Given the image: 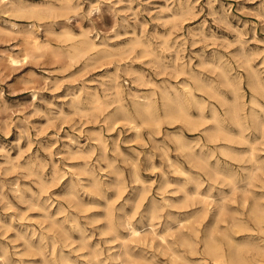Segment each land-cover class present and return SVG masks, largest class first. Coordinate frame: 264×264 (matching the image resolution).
Instances as JSON below:
<instances>
[{
    "label": "rangeland",
    "instance_id": "1",
    "mask_svg": "<svg viewBox=\"0 0 264 264\" xmlns=\"http://www.w3.org/2000/svg\"><path fill=\"white\" fill-rule=\"evenodd\" d=\"M255 206L264 0H0V264H214L209 238L262 260Z\"/></svg>",
    "mask_w": 264,
    "mask_h": 264
},
{
    "label": "bare ground",
    "instance_id": "2",
    "mask_svg": "<svg viewBox=\"0 0 264 264\" xmlns=\"http://www.w3.org/2000/svg\"><path fill=\"white\" fill-rule=\"evenodd\" d=\"M42 4V3H41ZM45 4V3H44ZM25 5V4H24ZM47 6V5H46ZM41 8L43 7L42 5L40 6ZM78 8V7H77ZM47 9H48V7H47ZM63 9V8H62ZM52 10V9H51ZM50 10V11H51ZM60 10V9H59ZM46 11V10H45ZM29 12H30V9H29ZM57 12V11H56ZM15 13V12H14ZM34 14V13H33ZM32 15V14H31ZM41 15V14H40ZM176 15V14H175ZM29 17V16H28ZM7 22V21H6ZM15 25V24H14ZM43 25V24H42ZM16 27V26H15ZM14 28V27H13ZM15 29V28H14ZM15 32V31H14ZM78 35V34H77ZM36 36V35H35ZM84 41L82 42V45L79 47V48H76V52H77V54H76V56L77 55H80V54H82L83 52H85L86 50H89V49H96V44L93 42V41H91V39L89 38V36H88V34L87 33H85L84 35ZM39 37V36H38ZM31 39V43L35 46V47H38L39 46V41L35 38V37H31L30 38ZM80 43V42H79ZM78 44V43H77ZM98 44V43H97ZM129 44H131V43H129ZM138 44V43H137ZM102 45V44H101ZM136 45V44H135ZM68 46V45H67ZM133 47V46H132ZM9 50V49H8ZM153 51V50H152ZM99 53V52H98ZM124 53V52H123ZM94 54V53H93ZM143 54H144V52H143ZM65 57V56H64ZM103 57H105V56H103ZM94 58V57H93ZM8 59H9V61H10V63H12V64H15V63H18V60L14 57V56H12V55H9V57H8ZM99 60V59H98ZM179 60V59H178ZM73 61V60H72ZM176 62V61H175ZM153 63H155V62H153ZM89 66V65H88ZM164 67H166L165 65H164ZM168 67V66H167ZM171 67V66H170ZM156 68V67H155ZM158 68H159V66H158ZM216 68V67H215ZM256 69V68H255ZM254 69V70H255ZM184 70V69H183ZM110 71V70H109ZM177 71V70H176ZM113 73V72H112ZM161 73V72H160ZM176 73V72H175ZM115 78H117V77H115ZM225 78V77H224ZM223 78V79H224ZM196 79V78H195ZM114 80V79H113ZM140 80V79H139ZM142 81V80H141ZM188 81V80H187ZM133 83V82H132ZM149 83H151L152 84V82H149ZM164 83V82H163ZM257 83V85L259 86V82L257 81L256 82ZM182 84V83H181ZM208 84V83H207ZM138 85V84H137ZM197 85V84H196ZM154 86V85H153ZM206 86V85H205ZM204 86V87H205ZM113 87H114V85H113ZM171 87V86H170ZM183 87H185V86H183ZM202 87V86H201ZM209 87V86H208ZM186 88V87H185ZM181 89V88H180ZM186 89H188V88H186ZM209 89H211V88H209ZM120 90V89H119ZM153 90V89H152ZM174 90V89H173ZM214 91V90H213ZM118 92V91H117ZM236 91L234 90V93H235ZM216 93V92H215ZM209 94V93H208ZM143 95V94H142ZM118 96V95H117ZM116 96V97H117ZM122 97V96H121ZM262 97V96H261ZM118 98V97H117ZM142 98V97H141ZM144 98V100H145V97H143ZM164 100H172V97L168 94V93H165V94H163V97H162ZM209 98V97H208ZM80 100V99H79ZM118 100V99H117ZM94 101H96V100H94ZM206 101V100H205ZM81 101H79V103H80ZM96 103V102H95ZM135 103V102H134ZM255 103V102H254ZM97 104V106H99L100 105V103H96ZM109 105V104H108ZM110 106V105H109ZM213 107V106H212ZM142 108V110L144 111V112H148L149 110H150V105L149 104H147L146 106H144V107H141ZM215 109V108H214ZM139 112H141L140 111V109H139ZM207 113V112H206ZM214 113V112H213ZM155 114H157V113H155ZM218 114V113H217ZM230 114H231V118H232V120H234L235 121V123L239 126V127H242V122H241V118H240V115H239V113H238V111L234 108V109H232L231 110V112H230ZM247 114V113H246ZM249 114V113H248ZM145 115V114H144ZM224 115V114H223ZM254 116V115H253ZM153 117V116H152ZM165 117H168V118H171V119H182V118H188L189 117V114H188V112L183 108V107H181L180 106V104H174L173 106H168L167 108H166V110H165ZM192 117V116H191ZM249 117H250V115H249ZM248 117V118H249ZM146 118H149V117H145L142 121L143 122H146L147 120H149V119H146ZM196 118H198V116L196 117ZM153 119V118H152ZM206 119V118H205ZM250 120V119H249ZM129 121V120H128ZM127 121V122H128ZM134 121V120H133ZM132 121V122H133ZM181 121V120H180ZM115 124V123H114ZM132 124V123H131ZM135 124V123H134ZM133 124V125H134ZM157 125V124H156ZM195 125V124H194ZM200 125V124H199ZM137 126V125H136ZM257 126V125H256ZM130 127H132V126H130ZM135 127V126H134ZM138 128V127H137ZM136 127H135V130L137 129ZM195 128V127H194ZM212 129H214V128H212ZM228 129V128H227ZM255 129V128H254ZM201 130V129H200ZM223 130V129H222ZM138 131V130H137ZM136 131V132H137ZM196 131V130H195ZM217 132L218 131H221V127H217V130H216ZM254 131V130H253ZM262 131V130H261ZM214 133V132H213ZM228 133V132H227ZM98 134V133H97ZM229 134V133H228ZM172 135V134H171ZM214 135H215V133L213 134V135H211L213 138H214ZM263 135V134H262ZM220 136V135H219ZM173 137H174V135H173ZM263 137V136H262ZM102 139V138H101ZM202 140V139H201ZM241 140V139H240ZM95 141H96V139H95ZM97 141H99V140H97ZM101 141V140H100ZM255 141H257V140H255ZM179 142H180V140H179ZM197 142V141H196ZM240 142V141H239ZM250 143H251V141H250ZM100 145H101V143H100ZM181 145V147L182 148H188L189 150H190V152H191V148L189 147V144H184V143H181L180 144ZM195 145V144H194ZM221 145V144H220ZM209 146V145H208ZM252 146V145H251ZM178 147V146H177ZM252 149V148H251ZM103 151V150H102ZM180 151H184V150H180ZM73 153V152H72ZM164 153V152H163ZM149 155V154H148ZM164 155H165V153H164ZM167 156V155H166ZM192 156V155H191ZM200 157V156H199ZM199 159V158H198ZM167 161V160H166ZM170 161V160H169ZM247 162V161H246ZM172 164V163H171ZM177 165V164H176ZM209 165V164H208ZM207 165V166H208ZM173 166V165H172ZM182 166V165H181ZM150 168V167H149ZM41 169V168H40ZM176 169V168H175ZM101 170V169H100ZM259 170H261V169H259ZM83 171V170H82ZM81 173V172H80ZM137 173H135V175H136ZM253 175V174H252ZM142 178V177H141ZM138 179V178H137ZM162 180V179H161ZM262 180V179H261ZM177 183V182H176ZM235 183V182H234ZM84 184V183H83ZM122 184V183H121ZM82 185V184H81ZM95 185V184H94ZM249 185V184H248ZM166 186V185H165ZM116 187H118V186H116ZM121 187V186H120ZM136 187V186H135ZM238 187V186H237ZM140 188V187H139ZM94 189H95V187H94ZM100 190V189H99ZM16 192V191H15ZM167 192H168V190H167ZM181 192V191H180ZM175 193V192H174ZM189 196H191V195H189ZM184 197V196H183ZM206 197V196H205ZM133 199V198H132ZM140 199H142V198H140ZM145 198H143V200H144ZM131 200V199H130ZM134 200V199H133ZM146 200H147V198H146ZM160 200V199H159ZM182 200H184L185 201V199H182ZM208 202V201H207ZM142 203V202H141ZM166 203H168L167 201H166ZM180 203H181V201H180ZM211 203V202H210ZM177 204V203H176ZM208 205H209V203H208ZM248 206V205H247ZM138 207V206H137ZM67 209V208H66ZM153 209V208H152ZM179 209V208H178ZM248 209H249V207H248ZM233 210V209H232ZM219 211V210H218ZM248 211V210H247ZM146 212V211H145ZM154 213V212H153ZM239 213V212H238ZM248 213V212H247ZM250 214H251V216H252V214H253V217L255 218V220L256 221H258L259 223L260 222H262V220L264 219V212H262L261 210H259L258 209V207H253L251 210H250ZM159 215V214H158ZM215 216V215H214ZM235 216V215H234ZM105 217V216H104ZM73 218V217H72ZM86 218V217H85ZM96 218V217H95ZM98 218V217H97ZM108 218V217H107ZM106 219V218H105ZM89 220H91V219H89ZM234 220V219H233ZM72 221V220H71ZM232 221V220H231ZM73 222V221H72ZM122 222V221H121ZM230 223V222H229ZM121 224V223H120ZM230 224H232L233 226H236L237 224L234 222V221H232V223H230ZM123 225H125L124 223H123ZM163 225V224H162ZM232 226V227H233ZM263 226V225H262ZM154 227V226H153ZM182 227H183V225H182ZM100 228V227H99ZM110 228V227H109ZM112 228V227H111ZM124 228V227H123ZM155 228V227H154ZM232 229H235V228H232ZM198 230V229H197ZM100 232H101V230H100ZM139 232H140V230H139ZM242 232H243V230H242ZM131 233L133 234V235H137L138 234V231L137 230H135V229H133V228H131ZM156 233V232H155ZM107 234V233H106ZM63 235V234H62ZM52 236V235H51ZM162 237V236H161ZM203 237V236H202ZM157 238V237H156ZM235 239V238H234ZM77 240V239H76ZM149 240V239H148ZM224 240V239H223ZM109 241V240H108ZM145 241V240H144ZM184 241H186V239H184ZM188 241V240H187ZM51 242V241H50ZM165 242V241H164ZM199 242V241H198ZM196 243V242H195ZM194 243V244H195ZM98 244V243H97ZM167 244V243H166ZM194 244H192V245H194ZM255 244H257V245H259L258 243H255ZM163 245H164V243H163ZM162 245V246H163ZM199 245V244H198ZM51 246H52V243H51ZM64 246V245H63ZM98 246V245H97ZM102 246V245H101ZM136 246V245H135ZM161 246V245H160ZM202 246V245H201ZM231 246V245H230ZM30 247V246H29ZM165 247V246H164ZM189 247V246H188ZM223 247V246H222ZM232 247V246H231ZM263 247V246H262ZM3 248V247H2ZM36 248V247H35ZM165 248H167V247H165ZM264 248V247H263ZM262 248V249H263ZM53 249V248H52ZM187 249H189V248H187ZM200 249V248H199ZM204 249H205V252L209 255V256H211V258H212V261H213V263L214 264H228V263H230V264H252V263H264V252H263V258H262V260H257V257H256V259H251V260H247V259H245L242 255H241V253H240V249L238 250V249H236V250H234V251H232L231 249H230V251L227 253H223L222 251H221V249H220V246H218V245H216L215 244V242L213 241V239L212 238H209V240H207V241H205V243H204ZM36 250V249H35ZM159 250H161V249H159ZM37 251V250H36ZM75 251V250H74ZM80 252V251H79ZM119 252V251H118ZM195 252V251H194ZM199 252V251H198ZM250 252V251H249ZM31 253H32V251H31ZM37 253H39V252H37ZM59 253V252H58ZM101 253V252H100ZM175 255H176V253L175 252H173ZM256 253V252H255ZM259 253H262V252H259ZM79 254V253H78ZM81 254V253H80ZM118 254V253H117ZM38 255H40V256H44V255H42V254H38ZM64 256H65V254H63ZM119 255V254H118ZM128 254H126V256H127ZM158 255V254H157ZM162 256L164 255V253H162L161 254ZM191 255V254H190ZM253 255V254H252ZM251 255V256H252ZM258 255V254H257ZM256 255V256H257ZM250 256V257H251ZM79 257V256H78ZM82 257V256H81ZM108 257V256H107ZM120 257V256H119ZM178 257V256H177ZM42 258V257H41ZM142 258V257H141ZM149 258V257H148ZM64 259H66V258H64ZM78 259V258H77ZM111 259V258H110ZM179 259H181V257H179ZM198 259V258H197ZM201 259H203V258H201ZM6 260V259H5ZM39 260V259H38ZM76 260V259H75ZM144 260V259H143ZM4 261V260H3ZM7 261V260H6ZM39 262V261H38ZM102 262V261H101ZM124 262V261H123ZM6 263V262H5ZM8 263V262H7ZM65 263V262H64ZM68 263V262H67ZM77 263H79V262H77ZM96 263V262H95ZM103 263H104V261H103ZM140 263V262H139ZM141 263H142V260H141ZM145 263H146V261H145ZM147 263H151V262H147ZM71 264V263H70ZM202 264H208V263H206V262H204V263H202Z\"/></svg>",
    "mask_w": 264,
    "mask_h": 264
}]
</instances>
